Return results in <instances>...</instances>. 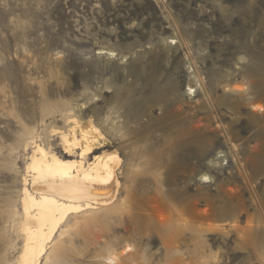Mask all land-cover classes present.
I'll return each mask as SVG.
<instances>
[{
    "label": "rangeland",
    "instance_id": "374dc122",
    "mask_svg": "<svg viewBox=\"0 0 264 264\" xmlns=\"http://www.w3.org/2000/svg\"><path fill=\"white\" fill-rule=\"evenodd\" d=\"M237 64L252 68L251 102L264 108V0H0V264H16L22 245L5 219L20 195L27 134L61 153L55 133L70 113L97 123L115 102L138 117L164 164L171 155L177 177H164L166 199L205 208L199 197H209L207 224L227 228V237L209 231L204 254L184 245L168 253L157 228L142 225L140 234L126 213L99 206L68 222L53 264H115L105 257L126 242L141 253L130 264H264V150L255 168L245 164L254 136L264 144V114L257 130L246 105L237 118L219 105ZM231 145L241 151V176ZM219 152L220 170H211ZM217 186L239 200L219 198ZM235 214L254 249L235 245Z\"/></svg>",
    "mask_w": 264,
    "mask_h": 264
},
{
    "label": "bare ground",
    "instance_id": "6f19581e",
    "mask_svg": "<svg viewBox=\"0 0 264 264\" xmlns=\"http://www.w3.org/2000/svg\"><path fill=\"white\" fill-rule=\"evenodd\" d=\"M99 52L104 53L102 50ZM106 54L110 57L114 53L107 51ZM239 62L242 63L243 59ZM237 65L235 69L240 70L242 82L237 85L233 79L235 69L225 74L219 105L225 106L234 118L240 116V106L246 105L251 114L248 123L258 130L264 108L251 102L252 94L246 80L252 68ZM106 87L111 88L109 85ZM187 91L195 92L192 88ZM72 113L67 118V128L55 133L61 153L45 147L33 134H27L24 148L30 149V155L21 177L20 195L18 201H12L8 206L5 219L16 227V234L22 239L16 264H53L62 252L59 237L68 222L99 206L104 207L106 213H126L136 221L135 231L140 234L143 233L142 225L151 224L157 228L168 253H178L180 246L184 245L204 254L207 248L204 234L209 231L227 237V228L220 226L213 230L208 226L211 224H207L209 202L212 200L209 197H199L203 199L205 208L200 207L197 199L184 204L166 199L167 195L162 192L166 187L164 177L173 173L171 178L175 180L177 177L176 171L171 170V155L164 164L160 156L147 147L149 133L138 124V117L124 112L123 105L118 102L100 114L97 123L91 118L79 119ZM198 128L192 126L190 131ZM175 129V136H179ZM254 138L255 146L245 162L248 169L256 167L260 161L258 155L264 150L263 142L257 135ZM112 145L115 147L109 150ZM231 146L237 163L236 175L241 176L246 172L239 158L241 151L236 145ZM220 155V152L216 155L218 163L210 165L211 170H220L221 158L225 157ZM202 179L207 181L208 177L204 175ZM216 190L219 198L229 201L240 198L235 189L217 186ZM237 214L232 216L230 224V229L235 230L234 243L238 249H246L247 245L251 248L253 245L248 244L242 230L234 225L237 224ZM137 254L141 253L135 250V245L126 242L120 251L109 253L105 259L115 264H130L137 260Z\"/></svg>",
    "mask_w": 264,
    "mask_h": 264
}]
</instances>
